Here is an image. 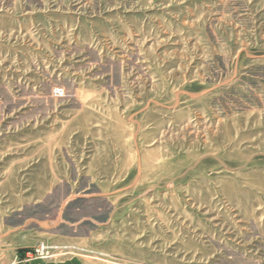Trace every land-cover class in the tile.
Instances as JSON below:
<instances>
[{
    "label": "rangeland",
    "instance_id": "1",
    "mask_svg": "<svg viewBox=\"0 0 264 264\" xmlns=\"http://www.w3.org/2000/svg\"><path fill=\"white\" fill-rule=\"evenodd\" d=\"M56 262L264 264V0H0V264Z\"/></svg>",
    "mask_w": 264,
    "mask_h": 264
},
{
    "label": "built area",
    "instance_id": "2",
    "mask_svg": "<svg viewBox=\"0 0 264 264\" xmlns=\"http://www.w3.org/2000/svg\"><path fill=\"white\" fill-rule=\"evenodd\" d=\"M50 249H52V247L41 245L39 247H36L35 254L37 256H41V257H45V256L48 257V255H51Z\"/></svg>",
    "mask_w": 264,
    "mask_h": 264
},
{
    "label": "crops",
    "instance_id": "3",
    "mask_svg": "<svg viewBox=\"0 0 264 264\" xmlns=\"http://www.w3.org/2000/svg\"><path fill=\"white\" fill-rule=\"evenodd\" d=\"M58 262H60V260H59ZM58 262H56V264H60V263H58ZM61 264H62V263H61Z\"/></svg>",
    "mask_w": 264,
    "mask_h": 264
}]
</instances>
